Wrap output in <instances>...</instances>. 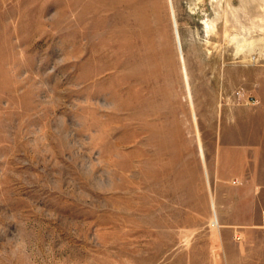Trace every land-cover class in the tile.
<instances>
[{
    "label": "rangeland",
    "instance_id": "1",
    "mask_svg": "<svg viewBox=\"0 0 264 264\" xmlns=\"http://www.w3.org/2000/svg\"><path fill=\"white\" fill-rule=\"evenodd\" d=\"M263 102L264 0H0V264H222L208 166Z\"/></svg>",
    "mask_w": 264,
    "mask_h": 264
},
{
    "label": "crops",
    "instance_id": "2",
    "mask_svg": "<svg viewBox=\"0 0 264 264\" xmlns=\"http://www.w3.org/2000/svg\"><path fill=\"white\" fill-rule=\"evenodd\" d=\"M208 168L216 255L222 264H264V102L222 126Z\"/></svg>",
    "mask_w": 264,
    "mask_h": 264
},
{
    "label": "bare ground",
    "instance_id": "3",
    "mask_svg": "<svg viewBox=\"0 0 264 264\" xmlns=\"http://www.w3.org/2000/svg\"><path fill=\"white\" fill-rule=\"evenodd\" d=\"M253 8H256V6L251 7V5H250V7H248V8L246 7V10L250 9V11H252ZM171 15H172L173 23H174L176 41H177V45H178L177 47L180 51L181 57L183 58V60H185V56H184L185 54H184V50H183V40H182L181 33L179 30V24H178L177 16H176V9H175V5H174L173 1L171 2ZM209 26L213 27L214 22H212Z\"/></svg>",
    "mask_w": 264,
    "mask_h": 264
}]
</instances>
